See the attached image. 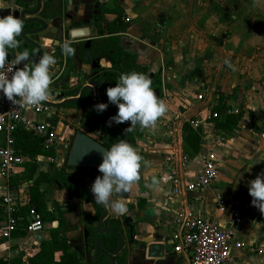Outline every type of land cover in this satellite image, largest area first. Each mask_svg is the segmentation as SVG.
<instances>
[{"label": "crops", "instance_id": "1", "mask_svg": "<svg viewBox=\"0 0 264 264\" xmlns=\"http://www.w3.org/2000/svg\"><path fill=\"white\" fill-rule=\"evenodd\" d=\"M52 1V7L43 8L44 13L40 16L52 24L53 28L47 33L48 39L45 41L41 37L34 38L39 44L49 46L59 30L63 37L70 23H73L71 29H89L88 38L72 42L67 36L74 49L73 54L67 56L70 66L71 63L78 65L80 58L77 51L83 50L86 40H92V50L93 42L102 38L97 25L101 19V9L118 10L122 11L125 24L124 33L117 35L121 47L127 52L123 57L148 63L151 67L164 59L173 80L185 79L191 85L184 93L189 96L187 105L192 107L201 104L197 100L198 96L195 98L193 94L197 92L200 95L202 90H206L203 104L205 109L202 113L204 118L214 106L215 98L219 95L227 96L232 89L235 93L232 98L227 96L228 105L235 110L240 109V103L246 105L238 124L234 148L224 149L225 159L210 187L198 192L189 191L172 203L165 197L168 190L160 183L147 186L153 177L159 179L166 175L168 168V159L149 154L148 157H141L139 179L130 190L110 198L116 199L123 195L132 203L141 201L140 207L132 209L128 214L140 226L135 236L139 244L129 250L130 264H146L143 260L147 255L142 251V243L160 244L162 240H168L173 223L184 212L192 211L207 220L216 221L223 228L227 227L230 211H219L216 197L224 196L230 201L248 200L251 203L248 181L258 173H264V139L261 137L264 132V95L261 85L257 83L264 78V0H72V5L66 0ZM115 18V14L105 15L108 23ZM101 64L111 68L109 59H103ZM75 79L76 74L72 71L70 83L75 82ZM191 108L193 115L196 110ZM30 116L34 120H43V117ZM262 127L260 134L255 131ZM181 129L179 148L173 161V165L178 167L186 155ZM223 135L233 136L232 133ZM242 142L253 148L255 167L249 172L238 164L237 173L233 170L231 160L242 150ZM202 148L199 153L188 157L184 169L180 168L185 183L193 182L198 177L202 158L211 150L210 146ZM145 153L148 154L146 149ZM40 238L35 237L36 242ZM50 239L51 231L40 242ZM0 240V257L6 258L9 254L6 252L5 241ZM21 253L13 251L10 256L13 258ZM231 255L232 259L227 264H264V213L258 207L252 205L249 211L242 214L241 223L234 228ZM165 256L164 263L156 262L189 264L185 256L173 254L168 261Z\"/></svg>", "mask_w": 264, "mask_h": 264}, {"label": "built area", "instance_id": "2", "mask_svg": "<svg viewBox=\"0 0 264 264\" xmlns=\"http://www.w3.org/2000/svg\"><path fill=\"white\" fill-rule=\"evenodd\" d=\"M126 21H129V18H126ZM65 41L69 39L64 31L61 44ZM59 50L61 51V47ZM19 67L16 58L6 60L4 67L0 68V76H10ZM66 69L67 55L62 53L57 71L51 72L49 89L64 75ZM203 97L202 94L198 95V100H203ZM19 104L20 101H17L16 105L13 104L0 92V181H3L0 193V238L5 241L6 252L9 254L7 259L11 258L13 251L18 254L29 252L37 245L35 241L30 243L37 237L36 234L50 233L53 228V222H45L33 203L31 187L34 179L21 180L27 167L37 166V174L46 172L50 165L63 162L67 155V148L63 144L66 137L60 129V124L53 122L50 117L52 108L44 101L31 109L17 106ZM237 112L238 109L231 108L227 113ZM30 114L43 117V120H34ZM216 117L217 113H209L206 121ZM191 125L194 129L200 128L199 121L192 122ZM20 129L42 138L45 154L33 157L22 155L16 145V135ZM261 137L264 139V132ZM174 160V156L168 160L167 180L160 183L168 190L165 197L172 203L189 191L198 192L210 187L223 163L218 152L209 150L202 158L198 177L193 182L185 183L180 175V168L186 167L188 156L182 157L179 167L173 165ZM17 177L20 178L19 184L12 186L11 181ZM216 203L219 211H230L227 227L223 228L216 221L207 220L192 211L184 212L172 225V234L168 239L171 249L174 254L185 256L189 264H227L232 259L234 228L241 223L242 214L249 211L252 205L248 200L230 201L224 196H217ZM20 232L25 235L16 236ZM61 254L56 253L55 259L59 260Z\"/></svg>", "mask_w": 264, "mask_h": 264}, {"label": "flooded vegetation", "instance_id": "3", "mask_svg": "<svg viewBox=\"0 0 264 264\" xmlns=\"http://www.w3.org/2000/svg\"><path fill=\"white\" fill-rule=\"evenodd\" d=\"M62 41L61 31L56 32L55 38L49 42L50 54L53 55L56 63L52 65V70L50 72H56L60 62L62 53L59 50ZM85 46V44H84ZM92 57L95 60H99V68L95 61H91L89 58L82 56L79 60L77 66L73 63L67 61V69L72 68L74 74H76L75 82L68 83L67 87H64L63 78H58L51 88L58 91V94H65L64 99L78 97L79 93H76L74 90L79 84L78 78L83 80L88 79L89 75L94 73L100 74V77L103 81H108L110 83L112 76L109 74L110 67L102 65V60L107 58H100L92 49ZM69 60V58H68ZM164 64V65H163ZM96 65V67H95ZM168 64L165 60H160L153 67L148 63H142L136 59L128 60L127 58L122 59V65L119 68V71L116 72V82L121 73H128L131 71L144 73L148 78L151 79V87L153 89L156 97L161 100L164 94V85H163V76L166 73ZM66 69V70H67ZM169 72V71H168ZM64 76V75H63ZM87 82V80H86ZM115 82V83H116ZM86 84V83H85ZM113 84V83H112ZM115 85V84H114ZM109 87V86H107ZM106 87V88H107ZM106 88L104 89V100L102 103H108L106 96ZM95 100L99 101L98 97ZM94 104L89 102L88 93L85 94L82 101L66 107H60L56 109H51L50 117L55 123L60 124V129L63 135L66 137V140L63 142L65 148H67V155L63 162H57L50 165L47 169L49 176L44 178L38 183L41 191H43V198L46 201L47 209L53 215V229H56L59 232L60 238L64 241L68 250L71 253H74L78 258H82L85 264H96L94 263V243L99 238H104L108 247L112 250H115L119 246L117 238L112 234H103L96 236L95 241H92V234L89 231V219L96 213L95 203H93L89 197L87 199H82L74 197L72 194V187L74 184L80 180V171H83V168L70 167L67 165L68 155L71 150L72 144L75 139V134L77 131L81 130L86 133L88 136L99 141L106 149L110 148L112 144L119 142L121 139L118 132H110L105 127V122L112 117L116 112L117 108L114 104L108 103V107L103 112H97L94 110ZM96 111V113H95ZM87 114V119L83 120L82 115ZM101 120V121H100ZM102 122V123H101ZM128 121H125L122 124L111 123L108 124V128H112L115 125H120L123 128V135L127 143L132 145L137 153L142 157L145 154V148L140 146L139 140H141L143 128L137 124L132 127L130 131H124L129 127ZM95 172L96 171H92ZM36 185L35 181L32 182V186ZM56 192L60 195V198H54ZM141 201L129 202L127 204V211L124 214H114L113 228L118 230L122 237L125 240V245L120 252V255L116 257L118 264H123L127 255L129 254L130 248L132 246H138L139 241L135 239L133 245H130V233L131 229L133 230V236L135 238L136 233L140 231V226L138 223H130L126 219L129 217L128 211L132 209H138L140 207ZM70 207L69 212H65L63 209ZM110 210L111 207H110ZM109 220V219H108ZM108 220H106L105 225H107ZM86 230L89 231L88 238L86 239ZM91 255L90 260H88V255ZM173 251L169 250V259L173 257ZM167 260V261H168Z\"/></svg>", "mask_w": 264, "mask_h": 264}, {"label": "clouds", "instance_id": "4", "mask_svg": "<svg viewBox=\"0 0 264 264\" xmlns=\"http://www.w3.org/2000/svg\"><path fill=\"white\" fill-rule=\"evenodd\" d=\"M24 21L19 16L11 13L0 17V68H3L7 58L8 50L15 49L22 32ZM61 51L71 56L74 49L70 41L61 45ZM27 60V53H20L16 57V63L21 64ZM56 60L51 54L41 55L31 68L19 67L10 76H0V92L13 104H20L27 109L39 105L48 98L49 86L51 84L50 66ZM152 81L144 73L131 71L121 73L114 86L107 87L105 92L108 103L114 104L117 112L110 117L109 124H122L130 122L124 131H130L132 127L139 124L141 128L154 127L155 122L166 111L167 106L159 100L151 87ZM108 103L96 104L95 110L103 112ZM141 156L136 149L121 139L108 149L102 151V161L98 165V175L90 186L94 201L104 205H110L114 214H124L127 211L128 201L123 195L119 198L110 199L114 195L127 193L133 183L139 179L141 168ZM163 175L157 179L153 177L148 187L156 186L166 181ZM248 193L251 196V204L258 207L264 213V173L248 181Z\"/></svg>", "mask_w": 264, "mask_h": 264}, {"label": "water", "instance_id": "5", "mask_svg": "<svg viewBox=\"0 0 264 264\" xmlns=\"http://www.w3.org/2000/svg\"><path fill=\"white\" fill-rule=\"evenodd\" d=\"M66 1H68V3L72 5V0ZM4 2H6L5 5ZM53 4L54 1L52 0H0V17L11 13L14 16L21 17L24 21L21 35L17 38L19 40V44L15 49L8 50L6 60L16 58L20 53L26 52L27 60L22 61L19 66L31 68L34 63L38 61L41 55L51 53L48 46H46L45 44H39L34 38L41 37L44 41L48 39L47 33L53 28V25L46 22L40 15L44 13L43 8L52 7ZM3 5L5 7L1 8L3 7ZM71 27H73V23L68 24V31L65 32V35L68 36L72 40V42H75L82 38H88L90 36V34L88 33V28L71 29ZM58 29H60V27ZM91 44L92 40H86L83 50L77 51V55L80 59L82 58V56H85L91 61H95L99 68L100 61L95 60L92 57ZM51 70L52 66H50V71ZM83 79V77L81 79L78 78L79 84L74 90L76 93H79V96L77 98L72 97L64 99V93L58 94V91L52 88L49 89L48 99L45 100L44 103L52 109L66 107L68 105L81 102L85 94L88 93L89 102L96 105L103 102L104 89L107 86H114V84L108 81L101 82L102 78L100 77V74L97 73L89 75L88 79H86L87 82ZM96 97H98L100 100H95ZM109 120L110 118L105 122V127L110 132H118L120 137L125 139V136L123 135V128L120 125H115L112 128H108ZM103 149L106 148L99 141L79 130L75 134V139L68 155L67 165L70 167L96 171V173L93 172L96 174L95 177L87 179L83 183L84 193L93 203H95L102 209V214L95 224V231L98 235L107 233L114 235L119 242V246L117 249L112 250L108 247L104 238L97 239L94 243L95 256L93 260L96 264H118L116 257L120 255V252L122 251L126 242L121 233L112 227L115 218L114 214L110 212V205H104L94 201L93 194L90 191V186L93 183L94 179L98 175H102L98 172V165L102 161ZM63 210L65 212H69L70 207H67ZM106 220H108V222L107 225L104 226ZM126 220L130 223H134L131 217H128ZM88 235L89 231L86 230V239L88 238ZM134 241L135 238L133 236V230L131 229L130 245H133ZM141 246L142 251L147 255V258L144 257L143 260L144 262H146V264H161L160 262L157 263L156 261H162V263H164V256L166 255L165 259L167 261L170 257L169 250L172 251L169 240L167 239L162 240L160 244H155L154 242H143ZM87 255L88 260H90L91 255L89 253ZM123 264H130L129 255H127Z\"/></svg>", "mask_w": 264, "mask_h": 264}, {"label": "trees", "instance_id": "6", "mask_svg": "<svg viewBox=\"0 0 264 264\" xmlns=\"http://www.w3.org/2000/svg\"><path fill=\"white\" fill-rule=\"evenodd\" d=\"M115 14L116 18L113 22L108 23L105 19V15ZM122 11L108 10L107 8L101 9V19L97 25L99 28V35L102 37L99 40L93 42V51L100 58H107L111 62V68L109 74L112 76L111 82L115 84L116 72L119 71L122 65L123 56H126L127 52L120 45V38L117 36L120 33H124L125 24L122 20ZM72 68H68L63 78L64 87L70 82L72 74ZM103 79H101L102 82ZM104 95V93H103ZM228 97L225 95H219L215 98V104L210 110V115L217 113L216 118L207 120V122L215 124V128L222 134H230L238 126L243 117V111L238 110L237 113L228 114V110L231 106L228 105ZM95 110V107H94ZM96 113V111H95ZM82 119H87V114L82 115ZM101 121V120H100ZM194 118L185 122L182 126V139L185 147V154L191 157L192 154L199 153L202 147V133L200 128L194 129L191 125L195 122ZM102 123V122H101ZM16 145L22 155L36 156L39 154H45L42 148V138L36 137L29 131L20 129L16 135ZM48 173L41 172L37 174V166L32 165L27 167L26 174H24L21 180L34 179L36 185L31 187L32 200L36 206L38 212L41 214L45 222H51L54 218L50 211L47 209L46 201L43 198V191H41L38 183L47 178ZM96 174L90 170L80 171V180L72 187V194L74 197L87 199V195L83 191V183L90 178L95 177ZM20 178L12 180L11 185L16 186L19 184ZM13 181L16 183L14 184ZM96 213H94L89 219V231L92 234V241H95L97 233L95 231V224L98 218L102 214V209L95 205ZM1 222V219H0ZM23 232L17 233L16 236H24ZM2 240H0L1 243ZM34 252H23L20 255L13 258L0 257V264H85L82 258L74 253H71L64 241L60 238L59 232L56 229H51V239L42 241L38 245H34ZM61 252L59 260L55 259V254Z\"/></svg>", "mask_w": 264, "mask_h": 264}, {"label": "rangeland", "instance_id": "7", "mask_svg": "<svg viewBox=\"0 0 264 264\" xmlns=\"http://www.w3.org/2000/svg\"><path fill=\"white\" fill-rule=\"evenodd\" d=\"M159 63H160V60H159ZM168 71H171L169 66L167 67L166 73L163 76L164 94L161 99L166 104L167 111L161 117L157 119L154 127L143 128V133H142L143 137L141 138V140H139V144L140 146L144 147L148 151V154L145 153L143 154L142 157H148L149 154H152L153 156L154 154L155 157L162 156L164 159L169 160L170 157L175 156L176 151L179 148V143H180V139H179L180 127H182L183 124L189 121L191 118H195L201 121L200 126H202V130H201L202 147L204 149H207L210 146L211 149H213L214 151L216 152L218 151V154L221 156L222 160L224 161L225 155H223V151L225 148H228V149L234 148V142H235L236 136L238 135V126H236L235 130L231 132L233 135L232 137L221 134L215 128V124H212L206 121L208 113L205 116V118H204V115L202 114L203 110L205 109V106L203 104H204L205 97L207 96L205 94L206 90L204 91L202 90L203 92L202 95L204 97H203V100L200 101L201 104L199 103L195 107L187 105L186 100L189 98V96L186 93H184V90H186L187 88L188 89L191 88V85L188 82H186L185 79L178 78V79L173 80L169 76ZM257 83L261 85L262 94L264 95V78L261 80H258ZM232 90L230 91V93H228L227 95L228 97L229 96H231V98L233 97L232 95H234L235 90L234 91ZM198 94L199 93L195 92L193 96H195L196 98ZM197 100H198V97H197ZM240 105H241L240 109L238 110L243 111V109L246 108V105L244 103H240ZM190 108L193 110H196V112L193 115L191 114ZM249 127H252V126L249 125L248 128ZM262 130H263V127L257 128L255 131L260 134ZM260 140L263 141V139H260ZM240 146L242 150L236 153L233 160H231V165L234 167L233 170L235 172L237 171L238 173V164H239L240 167H245L247 171L251 172L255 167V164H254L255 158L253 157V154H252L254 150L253 148L249 147L248 144L245 142H242ZM13 183L15 184L16 182L13 181ZM2 185H3V181L2 183L0 181V188ZM114 196L117 197V195H114ZM54 198L59 199L60 195H58L56 192V196ZM39 234H36L37 237H41L40 239H37V242H40L43 239V236L45 235V233L43 234L39 233ZM34 241L36 242V239H32L30 243L31 242L33 243ZM29 250L30 249H28V251ZM29 252H34V248L32 247ZM60 256L61 255H59V257Z\"/></svg>", "mask_w": 264, "mask_h": 264}]
</instances>
